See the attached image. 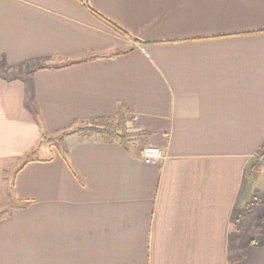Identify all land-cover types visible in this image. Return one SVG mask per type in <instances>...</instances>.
Here are the masks:
<instances>
[{
	"label": "crops",
	"instance_id": "1",
	"mask_svg": "<svg viewBox=\"0 0 264 264\" xmlns=\"http://www.w3.org/2000/svg\"><path fill=\"white\" fill-rule=\"evenodd\" d=\"M0 62V264H264V0H0ZM117 117L162 158L57 139Z\"/></svg>",
	"mask_w": 264,
	"mask_h": 264
},
{
	"label": "trees",
	"instance_id": "2",
	"mask_svg": "<svg viewBox=\"0 0 264 264\" xmlns=\"http://www.w3.org/2000/svg\"><path fill=\"white\" fill-rule=\"evenodd\" d=\"M75 131L91 137L99 136L103 140L117 142L127 148L130 146L142 147L144 145L143 140L134 136V133L132 134L129 132L125 119L122 117H117L115 119L100 118L79 124L72 130L61 134L57 139ZM144 148L145 146L142 147L141 152ZM30 159L32 158L28 157V162L31 161ZM262 165L264 166V145L257 152L256 161L252 165L251 175L253 177L259 173Z\"/></svg>",
	"mask_w": 264,
	"mask_h": 264
},
{
	"label": "built area",
	"instance_id": "3",
	"mask_svg": "<svg viewBox=\"0 0 264 264\" xmlns=\"http://www.w3.org/2000/svg\"><path fill=\"white\" fill-rule=\"evenodd\" d=\"M162 158V151L158 147H145L141 152V159L145 164H153Z\"/></svg>",
	"mask_w": 264,
	"mask_h": 264
},
{
	"label": "rangeland",
	"instance_id": "4",
	"mask_svg": "<svg viewBox=\"0 0 264 264\" xmlns=\"http://www.w3.org/2000/svg\"><path fill=\"white\" fill-rule=\"evenodd\" d=\"M0 65L5 67L4 62H0ZM256 186H257V190H255L256 194L259 195L260 197H263V243H264V166L259 173ZM259 221L262 222L261 219H259ZM251 229L253 231H256L258 228L252 227Z\"/></svg>",
	"mask_w": 264,
	"mask_h": 264
}]
</instances>
